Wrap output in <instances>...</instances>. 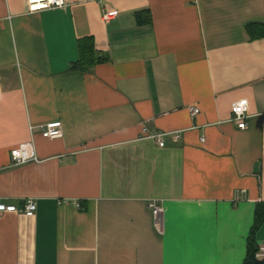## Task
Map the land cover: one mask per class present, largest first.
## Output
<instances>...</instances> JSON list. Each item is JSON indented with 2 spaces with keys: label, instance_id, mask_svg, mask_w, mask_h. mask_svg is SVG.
<instances>
[{
  "label": "crops",
  "instance_id": "obj_1",
  "mask_svg": "<svg viewBox=\"0 0 264 264\" xmlns=\"http://www.w3.org/2000/svg\"><path fill=\"white\" fill-rule=\"evenodd\" d=\"M26 1L0 0V203L37 209L0 213V264H242L264 204V37L246 30L264 0ZM85 38L101 61L80 72ZM27 142L38 161L12 165ZM254 240L264 260V221Z\"/></svg>",
  "mask_w": 264,
  "mask_h": 264
},
{
  "label": "built area",
  "instance_id": "obj_2",
  "mask_svg": "<svg viewBox=\"0 0 264 264\" xmlns=\"http://www.w3.org/2000/svg\"><path fill=\"white\" fill-rule=\"evenodd\" d=\"M27 11L29 13H37L44 10L62 8L66 5L64 0H27ZM116 13H108L103 16L104 21L113 19ZM189 111L192 116L199 113V109L195 106L189 107ZM232 121L236 124V127L240 130H244L247 127V120L250 115L248 113V104L246 101L235 102L231 105ZM42 137L46 139H55L62 136V124L59 121L49 122L40 127ZM159 147L164 146V135H150ZM178 138V135H175ZM10 161L14 166L26 164L29 162H37L38 157L36 150L32 142H27L19 145L17 148L10 151ZM156 227L162 226L163 208L159 203L154 202L149 205ZM36 203L32 199H27L22 208H17L14 205H5L0 203V213L9 212L23 214L27 217H33L36 212Z\"/></svg>",
  "mask_w": 264,
  "mask_h": 264
},
{
  "label": "trees",
  "instance_id": "obj_3",
  "mask_svg": "<svg viewBox=\"0 0 264 264\" xmlns=\"http://www.w3.org/2000/svg\"><path fill=\"white\" fill-rule=\"evenodd\" d=\"M251 38L264 37V25H250L246 28ZM79 60L72 66L80 72H88L101 58L96 57L91 39H81L78 42ZM264 221V204H258L255 210L254 223L248 237L246 254L242 264H264V260H257L258 245L254 240V233Z\"/></svg>",
  "mask_w": 264,
  "mask_h": 264
},
{
  "label": "water",
  "instance_id": "obj_4",
  "mask_svg": "<svg viewBox=\"0 0 264 264\" xmlns=\"http://www.w3.org/2000/svg\"><path fill=\"white\" fill-rule=\"evenodd\" d=\"M257 166H258V165L255 166V171L257 170Z\"/></svg>",
  "mask_w": 264,
  "mask_h": 264
}]
</instances>
